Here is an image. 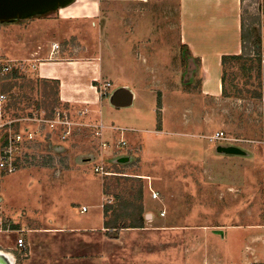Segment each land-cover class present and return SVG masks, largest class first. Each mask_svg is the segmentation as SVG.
<instances>
[{
    "label": "crops",
    "instance_id": "1",
    "mask_svg": "<svg viewBox=\"0 0 264 264\" xmlns=\"http://www.w3.org/2000/svg\"><path fill=\"white\" fill-rule=\"evenodd\" d=\"M147 1L154 6L152 8L157 9H147ZM160 1V5L165 3L166 6H158ZM114 5L115 0H71L33 17L0 23V56L5 54L15 61L31 62V66H36V74L40 78L58 82V95L63 102L96 111L102 121L108 117L106 109L110 105L118 109H130L135 102L138 104L141 97L139 85H116L118 90L111 92L109 89L106 99H99L94 83L106 76L104 58L101 53L96 56L92 52L93 57L90 58L86 53L90 50H105L108 45L109 50H117L118 47L114 46L116 38L137 40L135 46H130V41L120 43V50H126V47L127 50H150L154 49L153 45L157 47L160 44L150 40L163 33L169 37L171 33L170 36L178 40V45L200 62L201 94L191 96L198 100L197 105H192V108L183 105L184 109L192 111L187 110L186 117H180L179 114L174 125H170L171 121L166 117L168 108L164 105L162 129H158L156 119V126L148 130L143 138L138 133L124 136L130 143H134L136 138L145 145L150 143L149 148L159 145L154 150L155 154L157 158L161 155L165 160V174L152 175L151 180L150 177H144L149 180L144 191V207L146 210L151 209L152 220H156L155 212L158 210L161 218L172 215L171 221L169 218L167 222L159 220L157 223L159 229L165 226L167 230L172 227L178 230L167 233V237L173 241L185 237L190 240L188 226L194 223L202 226L199 229L202 233L198 232V236L207 254L203 253L199 264H264V240L261 236L252 235L250 240L245 239L250 242L247 246L242 240L237 249L238 255L222 253L213 242V238L220 235L227 238L226 241L229 239L228 244L231 245L232 240L221 227L223 219L229 225H234L231 227L236 228V231L252 230L256 226L251 224H255L257 216L263 214L264 145L258 143L261 147L255 149L230 143L224 144L221 149H211L210 153L203 148V136L199 131L201 122L198 128L193 127L195 122H192L197 113L199 118L203 113L206 114V108L201 107L206 99L222 97V56L239 55L242 51V0H136L134 10L124 11V16L133 18L135 25L124 28L111 25L108 30L103 29L104 33L108 32V40H113V43L109 42L106 46L102 42L100 46H95L92 32H100L95 27L99 23L97 18L103 7L112 8ZM163 8L175 9L172 14L176 13V17L172 20L177 22L176 28L169 27V18L161 12ZM260 8L263 10V7ZM262 15V39L257 48L264 57V13ZM82 23L92 24L89 34H83L86 31L82 29ZM72 39L79 41L80 50L87 51L83 52V57L63 59L60 57L62 49L57 43ZM141 54L149 53L143 51ZM137 61L141 65L144 63L143 60ZM143 88L151 99L149 106L157 117L155 91L146 85ZM121 95L122 101L118 104L116 101ZM107 128V133H113L110 126ZM146 137L150 142L146 141ZM208 141L215 143L209 137ZM157 164L160 165V162ZM42 174L43 171L23 169L7 176L4 181L15 177L8 180L10 182H6L7 185L4 181L1 185L4 193L10 189L6 198L2 197L3 205L9 211L23 212L40 220L39 226L29 227L26 236L21 237L16 232L3 233L6 236L16 234L24 239L30 248L24 264H116L113 257L115 250L118 249L121 256L127 254L128 250L142 249V235H150L146 228L113 230L116 233L108 236L110 229L105 226L104 216L107 198L102 178L97 179L75 170L65 175L58 171L54 177ZM163 177L164 181L161 180ZM91 186L97 189V199L93 205L82 200L87 194L84 190ZM151 190L158 193L157 199L152 198ZM12 194L20 199H11ZM89 212L93 213L88 215ZM30 216L25 219L28 224L31 223ZM15 225L16 222L14 229ZM17 240L6 245L16 250ZM116 244L118 248H113ZM176 250L177 247L171 257L173 264H182L195 257L183 251L178 255ZM9 256L14 262L13 255L10 253ZM100 256L103 257L102 262H98ZM107 256L109 261L105 262ZM137 258L135 256L134 260ZM118 261L123 264L132 262L130 257H120Z\"/></svg>",
    "mask_w": 264,
    "mask_h": 264
},
{
    "label": "rangeland",
    "instance_id": "2",
    "mask_svg": "<svg viewBox=\"0 0 264 264\" xmlns=\"http://www.w3.org/2000/svg\"><path fill=\"white\" fill-rule=\"evenodd\" d=\"M125 1L126 0H115V5L112 8L110 7L111 11L108 7H103L101 10L97 18L99 23L96 24V26L94 24L100 32H92V41H94L95 46H100L102 42H105L106 46L109 42L113 43V40H108L109 34L108 32L104 33L102 31L103 29L108 30L111 25H115L117 28H119V26L124 28L135 25V23L132 22L133 18L124 16L126 14L124 11L125 9L134 10L136 8V0H127V3H125ZM147 2V9H150V11H155L157 9L156 7L152 8L154 6L150 1ZM161 2L162 1L158 3V6ZM242 3L244 20L248 29H252L253 32V34L251 32L249 39V45L251 46V41L256 35L258 36V33H260L259 30H261L262 14L264 13V0H243ZM160 6L166 5L165 3H162ZM260 7H263V10ZM167 9L165 10L163 8L161 9V12L164 17L169 18V27L174 29L177 27V22L172 20L173 17H176V13L172 14L175 9ZM41 13L42 11H36L28 14L27 17L24 18L33 17L34 15ZM11 19L22 18L11 17L8 19H0V23L8 22ZM258 21L261 22V25ZM90 25L92 24H81V27H83L82 29L86 31V33L83 34L91 32L89 30ZM170 35L171 33H169V37H167V35L163 33L159 37L150 40L152 42L154 40V42L160 43L157 47L153 45L154 49L150 50H127V47L126 50H120V43L122 44L126 41H130V46H135L136 39L123 38L119 40L116 38L114 40V46L118 47L117 50H109L108 45L105 50H90L89 53H86L89 58L93 57L91 56L93 55L92 52H94L96 56L101 53L104 58L106 76L99 79L97 83H94L99 94V99H106V96H104L105 92L103 91L104 84L106 83L113 85L110 88L111 92L113 90H118L119 87L116 85L119 84H128L129 86L132 84V86H134L133 84L136 83L139 85L138 89L140 90L141 97L138 104L135 102L130 109H118L112 105L106 109V115H108V117L102 119V123L107 127L110 126L115 128V130H117L116 128L123 130V132L113 130L112 132L114 134L105 132V140L112 142L110 143V146L112 147L108 150H103L100 139L95 136V125H98L101 122L98 117V112L96 113V111L93 110L88 111L86 110L87 108L85 109L81 107L82 105H73L63 102L58 95V85L52 80L40 78L36 74V66H31V62L23 60L15 61L7 57L5 54L0 56V95L3 93H12L17 96L14 103L20 104L19 109H13L10 107L7 109V115H0V127L2 123L9 120L8 113L10 115L13 113L24 115L36 108H46L49 114L54 108H63L65 106L66 108L68 106L72 111L74 126L70 138L67 141L59 142L57 141L58 139L54 141L57 135H59V132H57L54 133L53 142H38L36 145L37 147L35 146L34 156L28 158L27 164L23 169H35L37 172L43 171V176L46 175L50 177H54L58 171L65 175L66 172H72L75 170L81 174L96 177L97 179L102 178L103 182L108 181L113 188L117 187L116 191L118 194L123 193L126 195L134 194L137 190V186L139 187L140 184L143 185V190L145 191L149 185V180H146L147 178L144 177H150L151 180L152 175L154 177L155 174H165L167 171V168L165 167L166 164L163 166V161L165 160L160 157L161 155H158L157 158V154H155L154 151L157 149L156 146L159 145H154L149 148L150 143H146L145 145L142 140L136 138L134 143H130L126 140L127 148L119 150L114 142H117L120 134H123L124 136L127 135L126 137H128L131 134L138 133L139 136L143 138L148 130L156 126V119H158V116L161 119V123L158 127L157 122V127L158 129H162L164 118V112L162 109L164 105H167L168 108L166 117L171 121L170 125H174L178 120L177 117L179 114L180 117H186V111L189 109H184L183 105H185V108H192V105L195 106L198 104V100L193 99L191 96L194 97L201 94L200 62L194 59L188 50L180 47V45H178V40ZM144 39L145 38H143V40ZM57 44L59 45V48L62 49L61 54H59L63 59L74 58L77 56L83 57V52L87 51L80 50V43L76 39L68 40L66 42L60 41ZM258 49L259 48L256 47V52H252V59L244 58L242 61L232 62L227 66L225 85L227 96L222 94V97L218 99H206L204 103L201 104V107L204 106V108H206V114L203 113L199 118V114L197 113L192 119V122H195L193 127L198 128V123L201 122L199 131L203 136L202 142L205 151L211 153V149L212 151L221 149L225 146L224 144L230 143L244 147L251 146L250 148L255 149L261 147L258 143L262 142L264 137L262 121V109L264 104L261 102L264 97V57L262 51ZM143 51L149 54L142 55L141 52ZM145 56H147L148 59ZM137 59L141 61L143 60L142 62H144V65H141ZM259 59H261V63H259ZM9 66L12 67L11 70L4 71V69ZM13 70H17L16 78H14V75L12 74ZM144 85H146L148 89L150 87L153 92L155 91L158 102V108L156 110L157 117L149 106V102L151 105V99L143 88ZM108 91H106L107 94ZM255 92H259L260 96L253 97L255 96ZM48 94L50 96H48ZM164 98L166 99V103H164ZM159 101L161 103V108L159 106ZM86 111H88V113ZM220 131L225 132L233 139V141L217 140L215 143H210L208 137L213 136L215 132ZM116 133H119V135H115ZM2 134L3 129L0 128V137ZM146 141L150 142L147 137ZM158 161L160 162V165L157 164ZM102 162L106 165V170L111 174L103 176L95 171V167ZM157 171L159 172L157 173ZM207 175L209 176L211 173H207ZM7 176L9 175L0 174V198H6V193L8 194L10 190L8 189L5 193L1 190L2 182ZM14 177H10L8 180H12ZM117 178H120V186L117 185ZM8 180L4 182L8 183L11 181ZM161 180L164 181V177L161 178ZM262 185H264V181ZM11 187L14 186L11 184ZM84 192L87 194L82 198L83 202L93 205L97 199L96 187L91 186L84 190ZM25 196L26 195L21 198H24ZM10 197L13 200L20 199L15 198L13 194ZM106 198L107 205L118 206V200L114 195H106ZM3 207L6 210V216L13 220V222H16V229L22 230L20 233L21 237L28 234L29 227L39 226L40 220L37 221V219H34L32 216L24 214L23 212L13 213L8 210L5 204ZM150 210L151 209L146 210L144 207V216L146 217L144 228L148 230L147 233L150 235H142V249L132 252L128 250L127 254L121 256L119 255V250H115L113 257H115L116 264H123L118 261L120 257H130L132 260L131 264H173L171 257L176 247V254L178 255L183 251L185 254L195 256V259L189 258L188 261L182 264H196V262L199 264V259L203 253H205V255L207 254L204 243L198 236V232L202 233V231L199 230L202 226L198 223L188 226L190 240L185 237V239L181 238L173 241L167 237V233H173L178 230L173 227L167 230L165 226L163 229H159L160 225L158 226L157 223L159 220L167 222L172 215H169L168 218H161L160 210H158L155 212L156 220H152V211ZM92 213L93 212H89L88 215H91ZM259 215L257 216V222L251 224L256 226L252 230L243 229L241 231H236V228L231 227L234 225H229L228 221L223 219V225L221 227L234 243L232 244L231 241V245L228 244L229 239L226 241L227 238L225 239L220 235L214 237L213 242L218 245L217 247L222 253L230 252V254L238 255L239 251H237V249L241 246L243 242L242 240L245 241V246L250 243L246 240H250L252 235L261 236L264 240V212L262 215ZM27 216H30L31 218L30 224L25 222ZM46 216L48 215L46 214ZM169 221H171V218ZM115 233V231L110 230L108 236H113ZM17 238L19 237L16 236V234L9 236L3 235V233L0 234V254L4 253L9 258L11 253L15 260L14 262L11 260L12 264H24L29 255L30 248H28V245H26L25 251H20L19 248L12 250L6 245L12 243ZM113 241L114 240H112V242ZM115 247L118 248V244L113 248ZM206 248L208 247L206 246ZM135 256L138 257L136 260H134ZM102 261L103 257L100 256L98 262ZM107 261H109L108 256L105 257V262Z\"/></svg>",
    "mask_w": 264,
    "mask_h": 264
},
{
    "label": "built area",
    "instance_id": "3",
    "mask_svg": "<svg viewBox=\"0 0 264 264\" xmlns=\"http://www.w3.org/2000/svg\"><path fill=\"white\" fill-rule=\"evenodd\" d=\"M56 48V47H55ZM16 67V66H15ZM11 66L6 67L4 71L11 70ZM23 69V68H21ZM112 87V84H104V96H107V92ZM16 95L12 93H3L0 95V115H7V109L12 107V104L16 100ZM261 102L264 104V97ZM6 106V109H5ZM13 108V107H12ZM10 111V110H9ZM88 113V111H86ZM85 114V113H82ZM9 120L2 123L1 127L4 133L3 146L0 149V174L10 175L23 169L28 158H32L35 152V146L38 142H50L54 138V133L59 132L54 141H67L74 126L72 120V111L69 108L56 107L51 112H47L46 108H36L35 110L22 114H9ZM262 121L264 127V107L262 109ZM96 126L95 136L101 141V147L103 150H108L110 146L109 140H105L106 129H108L102 121ZM111 127V130L123 132L120 128ZM114 134V133H113ZM116 133L115 135H118ZM117 142V149L123 150L127 148V141L124 139V135L120 134ZM210 141H233L225 132H216L213 136L209 137ZM53 142V141H52ZM261 144L264 145V137ZM37 147V146H36ZM31 160V159H30ZM29 160V161H30ZM104 162V161H103ZM100 163L95 167V171L103 176L109 175L106 170V165ZM152 191V190H151ZM152 198L157 199L158 193L152 191ZM86 211V208H83ZM14 222L6 216V210L3 208V199L0 198V234L2 233H21L22 230L13 228ZM17 245L20 251L26 250V244L23 238H18Z\"/></svg>",
    "mask_w": 264,
    "mask_h": 264
},
{
    "label": "trees",
    "instance_id": "4",
    "mask_svg": "<svg viewBox=\"0 0 264 264\" xmlns=\"http://www.w3.org/2000/svg\"><path fill=\"white\" fill-rule=\"evenodd\" d=\"M243 2V0H242ZM261 25V22L258 21ZM257 31V30H256ZM258 36L256 35L253 40L251 41V46L249 45V39L251 36L252 29H248L244 17L242 16V51L239 55H224L222 56L221 66H222V87H223V95L227 96L226 94V71L227 66L232 62H239L246 59H252L253 53L256 52V47L261 43V30H259ZM253 34V32H252ZM255 49V50H254ZM249 50V51H248ZM260 56V55H258ZM247 61V60H246ZM259 63H261V59H259ZM17 70H13L12 74L14 78L17 77ZM57 85L58 82L54 81ZM48 96H50L48 94ZM260 96L259 92H255V96ZM20 104L13 103V109H19ZM64 106V105H63ZM159 106L161 108V103L159 101ZM10 108V107H9ZM66 108V106L64 107ZM67 108H69L67 106ZM161 123V119L158 116V127ZM4 133L0 137V149L4 145L3 142ZM116 177V176H114ZM136 179V178H133ZM138 179V178H137ZM118 183L117 185L120 186L119 180L117 178ZM135 181V180H134ZM121 183V182H120ZM117 187L113 188L111 184L107 181L104 182V193L106 195H114V197L118 200V206L115 207L114 205H107L104 208V216H105V226L110 230H120V229H127V228H144L145 226V219L144 216V190L143 185L140 184L139 187L137 186V190L134 194H118ZM116 192V193H114Z\"/></svg>",
    "mask_w": 264,
    "mask_h": 264
},
{
    "label": "water",
    "instance_id": "5",
    "mask_svg": "<svg viewBox=\"0 0 264 264\" xmlns=\"http://www.w3.org/2000/svg\"><path fill=\"white\" fill-rule=\"evenodd\" d=\"M71 0H0V19L11 17L24 18L33 12L53 9L59 5H64ZM122 101V95L116 101L118 104ZM0 264H12L10 257L0 254Z\"/></svg>",
    "mask_w": 264,
    "mask_h": 264
},
{
    "label": "bare ground",
    "instance_id": "6",
    "mask_svg": "<svg viewBox=\"0 0 264 264\" xmlns=\"http://www.w3.org/2000/svg\"><path fill=\"white\" fill-rule=\"evenodd\" d=\"M2 254H4V253H2Z\"/></svg>",
    "mask_w": 264,
    "mask_h": 264
}]
</instances>
